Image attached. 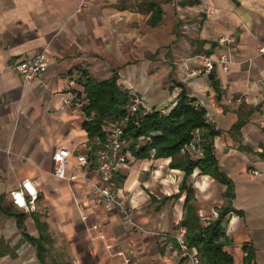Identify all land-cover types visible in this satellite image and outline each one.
Here are the masks:
<instances>
[{
    "label": "crops",
    "instance_id": "obj_1",
    "mask_svg": "<svg viewBox=\"0 0 264 264\" xmlns=\"http://www.w3.org/2000/svg\"><path fill=\"white\" fill-rule=\"evenodd\" d=\"M221 36L229 41L219 44ZM261 48L264 0H0V264L186 263L169 236L186 213L185 173L171 158L129 157L116 182L127 214L93 192L94 162L77 163L79 155L94 158L83 126L84 74L114 73L144 108L176 104L182 91L205 107L221 131L213 150L230 186L196 168L186 178L196 213L204 225L222 216L233 264H264ZM44 50L46 72L25 82L17 64ZM222 53L229 69L217 63L204 72L203 56ZM69 78L82 109L60 108ZM58 147L69 151L64 178L52 174ZM25 178L37 189L32 211L11 198Z\"/></svg>",
    "mask_w": 264,
    "mask_h": 264
},
{
    "label": "trees",
    "instance_id": "obj_2",
    "mask_svg": "<svg viewBox=\"0 0 264 264\" xmlns=\"http://www.w3.org/2000/svg\"><path fill=\"white\" fill-rule=\"evenodd\" d=\"M144 5H151V2H145ZM154 7L161 12L159 7ZM118 77L114 73L111 78L96 80L84 74V92L89 101L84 113L86 116L93 114V118L83 122L89 138L102 135L103 120H115L125 113L130 92L118 84ZM206 114L204 106L197 105L193 98L182 91L177 103L172 104L167 113L153 109L140 119L130 120L125 130L129 142L127 149L136 159L171 158V168L184 171L180 193H186V213L181 223L186 228L188 244L197 249L201 264H233L231 254L224 248L226 235L222 216L204 225L196 213L195 189L186 181L187 176L199 168L201 173L209 174L230 186V180L218 167L213 150V139L221 131L208 122ZM196 129H199V133L195 138L193 133ZM141 138L145 141L141 142ZM193 139H196L203 152V156L195 159L191 158L188 151H183ZM38 251L41 252V249L38 248Z\"/></svg>",
    "mask_w": 264,
    "mask_h": 264
},
{
    "label": "built area",
    "instance_id": "obj_3",
    "mask_svg": "<svg viewBox=\"0 0 264 264\" xmlns=\"http://www.w3.org/2000/svg\"><path fill=\"white\" fill-rule=\"evenodd\" d=\"M229 38L221 36L218 39L219 44H226ZM264 52V48H261ZM47 50L38 52L30 59L20 61L16 68L25 82H32L39 79L47 70ZM205 71L211 73L217 63H220L225 70L229 69L231 63L230 57L227 53H222L219 57L213 58L210 55L203 56ZM264 85V80H260ZM74 79L67 80V89L62 97L60 108L64 109L69 105H77L80 109L83 108L81 101L77 98L74 89ZM129 99L125 105V113L122 117L106 122L102 129V135L94 136L92 138V147L94 158L91 160L85 155L77 156L76 160L80 167H84L90 162H94L95 170L99 178V183L93 186V192L99 195L105 202L116 205L120 211L127 214V209L124 206L123 200L118 194L116 187L117 178L120 170L124 164L128 162L131 153L128 151V140L125 136V130L133 118H141L148 111L153 109L162 113H167L172 104H165L153 108H144L143 97L135 91L129 89ZM241 103V99H237ZM85 119L93 118V114L86 116L82 110ZM199 133V129L194 131V136ZM183 151H190L197 156H203L202 150L197 145L196 139H193L185 146ZM52 159V174L58 178H64L66 165L69 160V151L65 147L56 148L51 156ZM254 174H259L257 169L253 170ZM73 178V177H72ZM11 198L13 204L22 210L32 211L35 209V201L37 198V189L32 180L25 178L19 186L11 191ZM170 237L176 241L181 259L186 261L185 264H200V258L196 250L188 244L186 237V228L181 225L177 227Z\"/></svg>",
    "mask_w": 264,
    "mask_h": 264
},
{
    "label": "rangeland",
    "instance_id": "obj_4",
    "mask_svg": "<svg viewBox=\"0 0 264 264\" xmlns=\"http://www.w3.org/2000/svg\"><path fill=\"white\" fill-rule=\"evenodd\" d=\"M177 1H179V0H177ZM182 22H183V23H181V26H180L181 28L179 29V32H182V33H183L184 30H187L186 25H188V24H186V22H184V21H182ZM196 27H197V25H196L195 28H193V29H197ZM182 33H181V34H182ZM180 40H182V38L179 39V41H180ZM143 141H145V139H142V138H141V142H143Z\"/></svg>",
    "mask_w": 264,
    "mask_h": 264
}]
</instances>
